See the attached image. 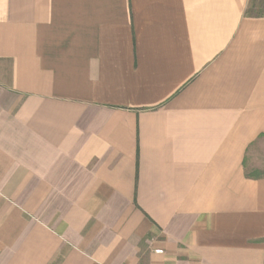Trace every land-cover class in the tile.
Returning <instances> with one entry per match:
<instances>
[{"label":"crops","instance_id":"obj_1","mask_svg":"<svg viewBox=\"0 0 264 264\" xmlns=\"http://www.w3.org/2000/svg\"><path fill=\"white\" fill-rule=\"evenodd\" d=\"M250 3L0 0V264H264Z\"/></svg>","mask_w":264,"mask_h":264},{"label":"trees","instance_id":"obj_2","mask_svg":"<svg viewBox=\"0 0 264 264\" xmlns=\"http://www.w3.org/2000/svg\"><path fill=\"white\" fill-rule=\"evenodd\" d=\"M254 0H251L249 10L256 15H264V0H258L257 6L253 7Z\"/></svg>","mask_w":264,"mask_h":264},{"label":"rangeland","instance_id":"obj_3","mask_svg":"<svg viewBox=\"0 0 264 264\" xmlns=\"http://www.w3.org/2000/svg\"><path fill=\"white\" fill-rule=\"evenodd\" d=\"M258 0H254L253 7L255 8L257 6Z\"/></svg>","mask_w":264,"mask_h":264}]
</instances>
